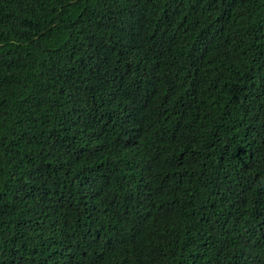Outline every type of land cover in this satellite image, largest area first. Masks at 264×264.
Here are the masks:
<instances>
[{"label":"trees","instance_id":"16d2710c","mask_svg":"<svg viewBox=\"0 0 264 264\" xmlns=\"http://www.w3.org/2000/svg\"><path fill=\"white\" fill-rule=\"evenodd\" d=\"M0 264H264V0H0Z\"/></svg>","mask_w":264,"mask_h":264}]
</instances>
